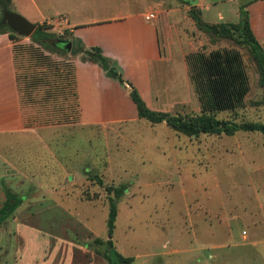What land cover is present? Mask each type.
Returning <instances> with one entry per match:
<instances>
[{
    "label": "rangeland",
    "instance_id": "obj_1",
    "mask_svg": "<svg viewBox=\"0 0 264 264\" xmlns=\"http://www.w3.org/2000/svg\"><path fill=\"white\" fill-rule=\"evenodd\" d=\"M153 1L150 13L166 24L176 72L162 78L165 90L157 96L144 93L147 106L172 115H200L203 106L192 83V58L228 49L245 72L247 92L233 111L219 112L216 118L263 123L262 88L247 48L198 30L186 4L198 0ZM248 1L202 0V9H196L206 24H237L240 8ZM108 3L122 6V0ZM116 13L120 10L107 14ZM42 26L62 40L69 39L65 30ZM20 41L26 47L21 59L29 61L28 66L41 62L44 68L60 71L66 88L64 104L71 105L66 73L82 56L41 50L29 38ZM168 79L175 84L169 86ZM77 123L60 121L61 126L49 132L52 138L44 141L51 156L42 145L32 144L35 141L23 145L13 141L10 151L5 150L14 168L6 180L26 181L19 195L31 202V213L21 208L18 226L11 224L21 231L23 264H108L107 239L122 256L133 257L130 264H264V138L260 134L189 138L164 123L138 118L112 126L81 128ZM44 164L55 168L54 173L47 176ZM93 176L102 180V187L88 179ZM61 181L64 186L51 187ZM120 185L127 189L116 201L117 219L109 236L106 187ZM89 229L100 235L96 242Z\"/></svg>",
    "mask_w": 264,
    "mask_h": 264
},
{
    "label": "crops",
    "instance_id": "obj_2",
    "mask_svg": "<svg viewBox=\"0 0 264 264\" xmlns=\"http://www.w3.org/2000/svg\"><path fill=\"white\" fill-rule=\"evenodd\" d=\"M11 3L18 13L36 25L46 24L53 31L65 30L80 40L85 48L100 47L106 57L118 62L123 78L139 91L146 105L144 93L149 91L157 96V93L165 90L161 87L162 78L170 77L176 72L171 66L174 60L171 54V41L166 34V24L162 20L158 21L156 17L146 19L152 14L150 11L154 6L153 0H122L121 8L109 4L108 0H11ZM133 4L138 7H131ZM192 5L199 7L200 10L203 7L202 0ZM119 10L120 13L107 14L109 11ZM124 10L127 12L123 13ZM246 10L252 33L264 52V0L250 3ZM19 38H11L8 33L0 34V207L5 200V189H10L20 196L21 187L26 182L18 180L11 184L10 180H6L14 168L11 160L6 159L5 150L10 151L13 141L20 145L35 141L32 144L42 145L51 156L52 151L44 139H51L49 132L61 126L60 122L44 123V117H38L35 113L34 107L40 104L37 102H43L41 100L46 87L40 84L31 89L28 88L29 84H26L27 79L21 82L19 80L20 75L23 78L33 71L27 62L21 59V56L24 57L26 47L20 41L22 37ZM68 75V81L71 82L70 85L68 83L71 105H75L73 94H76L79 105L76 125L86 128L137 121L136 109L129 98L128 89L107 78L98 65L77 61L73 63ZM171 84V80L168 79V85ZM29 90L35 92L26 97ZM69 103L67 102V109ZM56 115L58 116L59 112ZM54 169L44 164L47 176L53 174ZM62 172L69 176V171L62 169ZM27 179L28 177L25 178ZM78 181L82 182L83 179ZM74 184L76 182H73L72 186H75ZM55 186L60 187L64 184L61 181L51 187ZM29 199L24 197L21 205L0 226V264H23L24 241L20 239L19 227L16 230L11 224L17 225L21 208H24L27 214L31 213ZM21 213L26 217V213L22 211ZM91 232L89 234H92V240L100 238V235ZM91 253L93 257H97L93 250Z\"/></svg>",
    "mask_w": 264,
    "mask_h": 264
},
{
    "label": "trees",
    "instance_id": "obj_3",
    "mask_svg": "<svg viewBox=\"0 0 264 264\" xmlns=\"http://www.w3.org/2000/svg\"><path fill=\"white\" fill-rule=\"evenodd\" d=\"M254 1L256 0H250L240 8L239 22L237 24H206L201 19V11L196 9L190 2H186V4L191 6L189 17L198 30L210 33L216 39H228L233 41L237 46L247 48L257 66L259 82L262 88V97L259 104L264 106V52L252 33L249 14L246 10V7ZM11 4V0H0L2 17L4 12L14 13L11 10ZM1 20L0 34L8 33L11 38L16 39L17 37H13L15 34L12 30L7 25H2ZM4 29H7L8 32L3 31ZM29 40L33 45L40 47L41 50L61 54H65L67 51L63 44L70 43L72 55L76 56L80 54L82 56L81 62H90L98 65L107 78L116 81L120 86L128 89L129 98L135 106L138 119L145 120L150 124L164 123L174 132L189 138H197L200 135L230 137L238 132L258 133L264 138V122L236 123L234 121L216 118V114L219 112L233 111L247 92L245 72L241 67L238 57L231 50H214L208 55L197 54L192 58V83L202 103L203 112L200 115H172L167 112L150 109L142 99L139 91L123 78L122 70L118 62L106 57L100 47L93 46L85 48L82 42L72 37L70 33L69 39L62 40L55 33L47 31L42 25H37ZM38 63L41 64V62ZM38 63H28L33 71L31 74L28 72L29 74L23 78H21V75L19 77L20 82L21 80L27 79L28 83L26 84H29L28 88H35V85L38 86L40 84L46 87L43 91V100H41L43 102H37V104H40L34 107L36 108L35 113L38 117H44V123L60 121L69 124L76 123L79 116V105L76 94H73L75 97V105H70L69 109H67V106L63 104L66 101V88L63 77L59 74L60 71L49 68L48 66L44 68L43 63L41 64L42 66L38 65ZM71 70L72 68L68 72ZM47 71H53L55 74ZM66 74L68 75V73ZM67 75L65 76L67 77ZM68 83L69 85L71 84L69 81ZM34 92V90H29L26 97H30ZM58 112L59 115L57 116L56 114ZM88 179L92 182L95 181L100 187L103 186L102 180L97 176L88 177ZM126 189L127 187L125 185L114 188L106 187L108 193L106 229L107 235L109 236L113 234L117 219L116 201L124 195ZM4 195L5 200L0 207V226L22 203V197L16 195L10 189H5ZM106 244L108 249L106 250L104 258L108 264H130L134 260L133 257H124L116 251L111 239H107Z\"/></svg>",
    "mask_w": 264,
    "mask_h": 264
},
{
    "label": "water",
    "instance_id": "obj_4",
    "mask_svg": "<svg viewBox=\"0 0 264 264\" xmlns=\"http://www.w3.org/2000/svg\"><path fill=\"white\" fill-rule=\"evenodd\" d=\"M2 25H7L13 33L23 38H30L36 29V25L31 24L22 16L16 13H3ZM67 51H70V43L64 45Z\"/></svg>",
    "mask_w": 264,
    "mask_h": 264
},
{
    "label": "built area",
    "instance_id": "obj_5",
    "mask_svg": "<svg viewBox=\"0 0 264 264\" xmlns=\"http://www.w3.org/2000/svg\"><path fill=\"white\" fill-rule=\"evenodd\" d=\"M154 18V15L153 14H149L147 19H153Z\"/></svg>",
    "mask_w": 264,
    "mask_h": 264
}]
</instances>
